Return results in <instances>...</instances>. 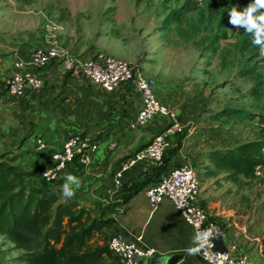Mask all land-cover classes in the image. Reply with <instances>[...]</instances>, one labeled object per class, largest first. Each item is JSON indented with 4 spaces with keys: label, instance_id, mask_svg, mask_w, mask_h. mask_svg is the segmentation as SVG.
Masks as SVG:
<instances>
[{
    "label": "crops",
    "instance_id": "0c3cea01",
    "mask_svg": "<svg viewBox=\"0 0 264 264\" xmlns=\"http://www.w3.org/2000/svg\"><path fill=\"white\" fill-rule=\"evenodd\" d=\"M207 5L203 0H192L191 10L183 21L172 24L168 29L155 26L149 35L157 39L169 31L178 30L184 35L183 43L186 44L192 39L191 36H196V24H203L209 19L213 21V14L206 15L205 19L201 16ZM194 10L196 24L188 18ZM202 38L205 41L213 39L214 32H205ZM168 43L166 41L161 50ZM178 44L182 42L178 41ZM37 46L35 42L26 40L0 42V151H14L16 164L30 170L49 160L51 152L60 148L73 134L98 137L103 143L93 154L92 162L87 166L71 164L59 184L62 186L69 174L80 178L82 186L75 196H83L90 203L94 216L104 213L105 218L111 220L103 227L101 236L108 240L111 235L120 233L128 240H138L145 248H155L154 255L183 253V258L176 264H205L198 256L187 253L186 249L193 246L194 228L187 223L175 204L169 198H164L157 208L151 205L146 188L158 176L159 166L156 163L146 159L129 168L120 178L115 176L123 160L161 133L169 119L157 115L148 124L133 129L131 122L142 105L136 89L125 84L105 90L83 75L65 71L60 61H51L44 69L38 70L44 79L41 90L33 91L28 87L24 95L10 94L2 82L13 72L15 60L27 58ZM67 49L77 55V49ZM214 55L218 58L216 52ZM157 61L147 66L148 74L157 80V98L175 107L186 125L184 133L170 138V159L165 171L184 163H200L203 178L199 200L221 226L220 247L230 248L231 244L237 243L252 259H264V246L260 245L259 236L247 224L250 206L239 196L249 190V182L256 176L245 173L235 181L227 177L228 172H211L215 167L209 152L235 146L232 131L237 130L220 128L213 109L206 106L205 98L184 89L183 82L186 81L191 83V87L194 83L213 82V64L206 65L203 71L194 69L196 75L193 76L188 75L186 65L179 68L174 62ZM243 67L247 68L246 65ZM177 69L180 71L179 82H176ZM253 122L262 124L264 120L260 118L250 123ZM38 137L44 138L46 148H36ZM111 141L117 143L116 148L109 147ZM135 184H141V188L125 199ZM11 246L14 247L12 242ZM16 251L18 254L15 256L18 257L24 252L21 249ZM5 259L0 254V261L5 262ZM138 260V264H146L145 260L143 263H140L141 258Z\"/></svg>",
    "mask_w": 264,
    "mask_h": 264
},
{
    "label": "rangeland",
    "instance_id": "374dc122",
    "mask_svg": "<svg viewBox=\"0 0 264 264\" xmlns=\"http://www.w3.org/2000/svg\"><path fill=\"white\" fill-rule=\"evenodd\" d=\"M184 2L185 0H0V42L26 40L39 46L57 42L66 48L77 49V55L80 56L95 57L106 53L137 63L146 71L147 66L158 62L157 60L174 62L179 68L186 65L188 75L193 76L196 75L194 69L200 68L203 71L206 65L213 64V82L194 83L191 87V83L186 81L183 82L184 89L192 90V94L197 92L205 98L206 106L213 109L215 121L220 128L237 130L232 131L235 145L264 137V126L261 123H250L260 118L264 120V92L260 87L264 82V57L259 55V48L254 44L248 45L247 50L242 52L238 39L242 41L245 38V35H241L243 28H233L228 23L229 12L234 6L240 8L239 2L250 4L252 0H225L228 6L221 8L219 14L207 5L204 11L207 14L212 12L214 19L199 25L195 23L194 10L188 18L197 25L194 26L196 36H191L192 39L186 44L183 43L184 35L178 30L169 31L157 39L149 35L155 26H162L164 19L161 18L165 13L180 7ZM208 31L214 32V38L205 41L202 36ZM177 40L182 44H178ZM166 41L169 42L168 46L161 50ZM211 48L217 50L218 58ZM91 51L93 52L90 53ZM192 65L194 67H190ZM245 65L247 68H254V72L241 75L240 71L246 69L243 67ZM241 67L243 68L236 71ZM179 72L177 69L176 82H179ZM245 90L247 93L236 98ZM227 108L243 109L245 113L238 117L224 116L223 112ZM192 164L202 179L203 167L197 162ZM253 178L249 182V190L239 196L250 206L247 224L259 236L260 245L264 246V174ZM53 185L61 189L59 181ZM79 200L82 205H90L83 196H79ZM0 254L6 258L5 262L0 261L3 264H27L15 256L18 251L1 234Z\"/></svg>",
    "mask_w": 264,
    "mask_h": 264
},
{
    "label": "built area",
    "instance_id": "2783aa9c",
    "mask_svg": "<svg viewBox=\"0 0 264 264\" xmlns=\"http://www.w3.org/2000/svg\"><path fill=\"white\" fill-rule=\"evenodd\" d=\"M249 5L248 2L240 4V10ZM51 61H60L67 72L83 75L105 90H113L122 85H130L141 96L142 105L131 122V127L137 129L148 124L157 115L169 119L165 129L155 135L147 145L123 160L115 176L122 174L138 162L151 160L158 166L164 162V155L171 147V136L185 131L186 125L180 118L175 107L161 102L156 95L157 80L147 75V71L139 64L123 58L100 53L95 57H85L71 54L64 46L54 42L49 46H37L27 58L15 60L13 72L5 78L7 91L12 95H24L27 88L34 91L41 90L44 79L38 70L44 69ZM264 126V122L262 123ZM102 141L90 134H74L62 146L51 154V164L41 172V177L48 182L58 181L75 162L87 166L92 157L102 146ZM37 149L46 148L43 137L36 139ZM110 148H116L117 143H108ZM264 167L254 170V176L262 177ZM201 178L192 163L176 165L161 173L158 181L146 188V194L153 208L169 198L180 210L184 219L193 226L194 234L197 231H212L209 244L205 249L195 254L205 264H264V259L256 261L242 249L239 244L233 243L230 248L219 245L221 226L218 220L210 215L207 209L200 204ZM108 244L114 257L122 264H138L140 256L152 257L155 248H145L138 240H128L123 234L115 233L108 238ZM1 264V263H0Z\"/></svg>",
    "mask_w": 264,
    "mask_h": 264
},
{
    "label": "trees",
    "instance_id": "16d2710c",
    "mask_svg": "<svg viewBox=\"0 0 264 264\" xmlns=\"http://www.w3.org/2000/svg\"><path fill=\"white\" fill-rule=\"evenodd\" d=\"M191 1L185 0L180 7L171 10L163 20L162 29L183 21L191 10ZM203 1L217 14L228 6L225 0ZM206 15L211 16L212 12H201L204 19ZM241 35L245 38L243 42L239 40V47L245 52L248 45H252V37L244 29ZM216 51L212 49V52ZM254 70L246 68L240 74ZM260 87L264 91V82ZM223 113L235 117L245 111L227 108ZM170 151H166L154 182L167 169ZM209 157L215 167L211 172L225 171L229 179L238 181L241 174H254L255 169L264 166V137L226 149H215L209 152ZM50 159L33 169L24 170L16 164L14 151L0 152V234L10 240L15 249L24 251L18 259L27 264H122L113 256L107 238L101 236L103 227L111 220L105 218L103 212L94 216V208L82 205L79 196L63 198L61 189L53 185L54 182L41 177L42 170L51 164ZM139 188L141 184H135L125 199Z\"/></svg>",
    "mask_w": 264,
    "mask_h": 264
},
{
    "label": "clouds",
    "instance_id": "9594fccd",
    "mask_svg": "<svg viewBox=\"0 0 264 264\" xmlns=\"http://www.w3.org/2000/svg\"><path fill=\"white\" fill-rule=\"evenodd\" d=\"M228 23L233 28H243L251 37V43L259 48V55L264 57V0H252L243 10L233 7L229 12ZM82 182L75 175H67L61 186V195L65 199L73 198L81 188ZM212 231H197L193 237V246L186 249L189 255H195L209 244Z\"/></svg>",
    "mask_w": 264,
    "mask_h": 264
},
{
    "label": "water",
    "instance_id": "95a60500",
    "mask_svg": "<svg viewBox=\"0 0 264 264\" xmlns=\"http://www.w3.org/2000/svg\"><path fill=\"white\" fill-rule=\"evenodd\" d=\"M184 256L183 253H174L167 255H153L152 257L140 256V263L146 261V264H176ZM139 261V260H138Z\"/></svg>",
    "mask_w": 264,
    "mask_h": 264
}]
</instances>
